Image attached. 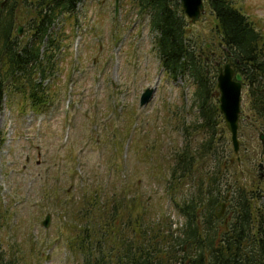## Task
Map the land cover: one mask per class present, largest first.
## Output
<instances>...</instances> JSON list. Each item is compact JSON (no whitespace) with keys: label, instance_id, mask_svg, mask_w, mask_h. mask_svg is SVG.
Here are the masks:
<instances>
[{"label":"rangeland","instance_id":"obj_1","mask_svg":"<svg viewBox=\"0 0 264 264\" xmlns=\"http://www.w3.org/2000/svg\"><path fill=\"white\" fill-rule=\"evenodd\" d=\"M114 2L82 0L79 27L65 23L61 42L65 48L48 110L35 113L29 109L20 115L18 107L10 108L7 102L0 108V249L10 264H81L76 235L86 227L88 217L100 226L109 220L117 205L113 199L121 196L125 200L119 206L130 205L115 213L112 226L131 223V229L133 216L138 214L145 229L160 233L157 227L163 225L171 228L170 236L181 231L184 220L163 190V179L172 154L185 139L182 125L194 119L189 108L193 89L172 82L162 72L152 43L154 33L148 18L133 9L135 1L119 0L116 17ZM234 4H241L264 33V0H236ZM19 18V38H24L29 17L24 22V17ZM215 23L207 9L191 28L208 40L212 53L219 51ZM150 87H156L153 99L141 107L140 96ZM249 114L243 90L241 120ZM246 133L247 141L241 137V142L258 153L257 133L251 129ZM225 136L226 144L227 131ZM223 151L229 155L227 146ZM258 162L264 164L254 158V166L245 162L239 168L243 165V177L252 188L260 189L264 188V168L258 169ZM93 192L98 194L96 200L91 199ZM132 197L135 202L129 201ZM229 197L226 193L222 200V215ZM47 213L50 223L43 228Z\"/></svg>","mask_w":264,"mask_h":264},{"label":"trees","instance_id":"obj_2","mask_svg":"<svg viewBox=\"0 0 264 264\" xmlns=\"http://www.w3.org/2000/svg\"><path fill=\"white\" fill-rule=\"evenodd\" d=\"M134 1L139 13L150 16L163 71L175 81L191 82L193 88L194 119L190 126L182 125L183 147L172 154L170 168L163 176V190L184 221L175 236H170V227L165 229L163 225L157 227L162 229L160 233L145 229L138 214L133 216L131 229V223L127 227L112 226L115 213L130 205L119 206L124 196L113 199L117 205L112 207L110 219L100 226L88 217V224L74 240L82 264H108L113 256L114 264H264V188H252L243 177V165L239 168L237 161L232 164L230 147L229 155L224 154L225 140L219 136V129H224L215 96L217 67L204 56L205 40L191 36L190 24L177 0ZM205 1L224 47L222 56L244 78L250 129L259 136L264 133L263 30L236 8L233 0ZM79 2L0 0V107L5 101L10 107L28 104L38 111L48 108L53 96L51 86L44 82L58 71L62 51L58 34L50 37L49 30L60 18L72 21ZM20 16L24 17L22 22L29 17L28 34L21 39L14 32ZM241 144L243 164L254 166V158L264 161L262 148L253 153L246 143ZM226 193H230V203L218 218L216 206ZM94 194L91 199L96 200L98 194ZM129 201L135 202V197ZM0 264H8L1 252Z\"/></svg>","mask_w":264,"mask_h":264},{"label":"water","instance_id":"obj_3","mask_svg":"<svg viewBox=\"0 0 264 264\" xmlns=\"http://www.w3.org/2000/svg\"><path fill=\"white\" fill-rule=\"evenodd\" d=\"M180 3L185 14L193 22L199 18L200 12L203 10L202 0H180ZM241 85L242 76L238 73H234L229 64L225 65L223 69H220V73L217 77V87L220 95L218 110L222 113L225 125L232 134V140L235 148L237 146L236 131L240 112ZM153 91L154 90L150 88L145 90L140 99L141 105H144L149 101ZM48 219L49 216L47 215L45 221L43 222L44 226H47Z\"/></svg>","mask_w":264,"mask_h":264}]
</instances>
